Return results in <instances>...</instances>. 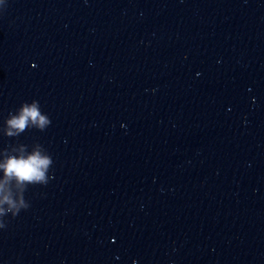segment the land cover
Masks as SVG:
<instances>
[{"label":"water","instance_id":"1","mask_svg":"<svg viewBox=\"0 0 264 264\" xmlns=\"http://www.w3.org/2000/svg\"><path fill=\"white\" fill-rule=\"evenodd\" d=\"M264 173V0H0V117Z\"/></svg>","mask_w":264,"mask_h":264},{"label":"clouds","instance_id":"2","mask_svg":"<svg viewBox=\"0 0 264 264\" xmlns=\"http://www.w3.org/2000/svg\"><path fill=\"white\" fill-rule=\"evenodd\" d=\"M49 120L41 115L37 103L34 101L31 105L25 104L18 115L11 116L7 121V136H17L29 125H35L43 129ZM48 157H42L39 152L33 153L27 158L21 156L9 157L4 164H0L7 177H15L18 181L37 182L44 178V172L49 165Z\"/></svg>","mask_w":264,"mask_h":264}]
</instances>
